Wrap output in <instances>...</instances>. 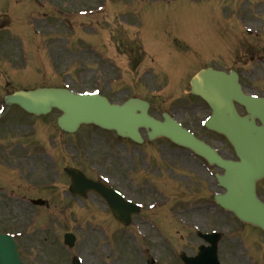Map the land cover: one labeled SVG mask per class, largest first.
<instances>
[{"label":"rangeland","instance_id":"obj_1","mask_svg":"<svg viewBox=\"0 0 264 264\" xmlns=\"http://www.w3.org/2000/svg\"><path fill=\"white\" fill-rule=\"evenodd\" d=\"M166 1L168 5L165 4ZM194 1L196 2L194 3L195 5L183 3V0H176L173 4H170V0H120L112 1L109 6H107L106 3L98 0H75L76 16L84 23L81 22V20H77V23L73 25L74 31L70 30L62 23L47 27L45 31L46 34H52L54 38H58V42H55L56 51L53 50L52 55L58 58V66L61 72L64 69L68 74L69 71L74 72L77 68L83 66V68L77 69L78 72L71 75L72 80H77V85H72V89L75 91H91L94 89V84L101 86L100 88L104 90L107 84L113 80L114 75L117 73L116 70L120 69V67L123 72L124 80L129 83L132 82L133 72L128 68L127 56L124 54L130 55V51L132 47H134L132 43H129L131 34H136L134 40H138L137 48L140 46L144 52V62L138 69L139 75L148 72L145 76V80L149 83L162 81V70L166 62L163 58L158 56L159 53H167L180 49L176 48L172 50L170 48L174 46L177 40L173 39L172 41V38L165 39V35L169 33L174 32L176 33L175 35H178L182 32V36L179 40L183 41L184 37L192 44V48L196 50L194 55H197V57H191L192 59L196 58V67L193 66L192 68L185 69L183 73L186 75H190L193 68L195 71L199 69L198 61L215 64L216 61H225L228 59V52L225 50V46L222 45L224 48L220 49L221 51L215 50L218 42L221 44L226 42L228 47L235 45V41L230 40L231 32L229 30L234 23H232V21L227 24V22H229V18L240 15L242 7L247 0ZM258 1L260 0H249V3L256 4ZM12 2L14 5V0H12ZM175 3L181 4L180 6L182 7L180 8L179 5ZM100 6L106 9L99 11L97 7ZM124 8H130V10H125ZM17 10L19 15L24 16L25 19L19 20L21 25L13 24L11 30L12 36L17 41L20 39L24 40L27 37L38 39L33 36L37 26L29 24L30 17L38 15L35 11L37 9L32 5V0H28L23 6H18ZM80 11H88V14L86 16H81ZM149 12H157V15L150 18ZM248 16L250 15L248 14ZM17 17L20 18L19 16ZM84 17L89 18L87 21H84ZM262 17L264 18V15H262ZM111 19L115 20L112 21ZM121 24H124L122 25L123 28ZM235 24L236 32L242 31L241 28L245 27V25L241 23ZM133 25L141 26L134 27ZM252 25L254 27H259L260 24L255 23ZM119 28L123 30L121 34L117 33V29ZM157 31L161 33L165 32V34H160ZM19 32H23V36L19 35ZM73 37L77 38V47H83L84 45L82 40L78 38H86L88 40L90 52L85 54L83 48L77 50L76 47L75 50L77 51H72V47L70 46ZM252 38L253 37L245 36L243 42H245L247 46H251L253 45ZM43 45L44 48L51 49L50 46L44 42ZM12 47L15 48L14 43ZM41 48L43 47L41 46ZM118 48H121L123 52H120ZM186 50L192 49L186 47ZM96 51H100L102 54L98 55ZM237 55L242 56L245 60L250 57V54L248 51L246 52L244 48L239 50ZM67 60L70 61L69 64L66 63ZM72 62H74L73 66ZM172 68H177L179 70L184 68V65L182 62H174ZM151 70L152 72H149ZM142 77L143 75H141L140 79H142ZM60 78H62L61 75ZM155 86L159 87V85ZM162 96L175 97V95L169 92H166ZM166 106L172 107L170 103H167ZM193 110L194 108L191 107H189V109L184 108L182 110L183 114H181L180 117L186 120L188 124L194 122L191 126L200 132L198 126H200V121L205 116L204 113H202L198 117H195ZM107 172L111 177H115L112 171ZM175 205L174 202L167 203V207L171 209L167 212V221L165 224L157 226L158 231L165 239V244L170 249L175 247L176 241H178L179 238L183 239L188 246H191L193 237L198 236L196 232L190 230H185L180 237L176 235V232L181 230V228L177 227L181 220H176L173 217V213L176 212L172 208ZM78 209L87 212V210L80 207V204L77 202L74 204V210L77 211ZM80 214L82 215L73 213L67 216H39L38 224L34 223V225L37 226L35 231L37 235L34 232L36 240H32L31 244L33 247L32 250L34 249L35 256L38 258L40 264H70V260L74 256L82 258L84 264H146V262L153 257L158 264H166L165 260L168 254L159 234L153 232H106L103 229L98 232L95 229V225L91 226L87 222L88 220L94 221L95 217L85 216L84 213ZM211 217H213V222H211ZM183 220L189 227H207L206 225L209 224L213 229H217L225 234L237 230L235 223L231 222L226 216H216L214 214L211 216L205 211L185 213ZM110 223H112V219L107 217L104 224L110 225ZM31 224H33V222H31ZM246 230L247 232L245 234L238 236V241L241 246L242 243L247 240V237L253 240L255 239L258 242L261 241L260 236H262V233L253 229ZM66 232H72L78 238L74 250L67 249L63 243V235ZM232 240L236 241L237 238H232ZM226 247L227 246L224 244L222 249L223 259L232 260L234 258V263L240 264L237 256L233 255V257H231L224 251ZM242 248L244 251L243 258L247 261V264H264L263 244L255 246L254 251L255 254L258 255L257 258H250L252 251L248 250L246 246Z\"/></svg>","mask_w":264,"mask_h":264},{"label":"water","instance_id":"obj_2","mask_svg":"<svg viewBox=\"0 0 264 264\" xmlns=\"http://www.w3.org/2000/svg\"><path fill=\"white\" fill-rule=\"evenodd\" d=\"M236 89L228 83V79L225 76L212 72L204 74L198 83V93H201L212 105L216 103V105L219 104L222 106L223 101L227 98L239 97V90ZM11 101L33 113H47L52 107L59 108L64 112V117L61 119L60 125L66 130H75L81 123L91 122L101 127L117 129L124 135H130L136 132L132 137H137L138 128L146 126L153 130V136H167L178 143H185L198 149V145H196L193 139L182 131H179V133L169 132V126L151 121L145 114L137 116L135 114V108L132 106L133 104L116 107L111 106L105 99L100 97L95 99H82L61 91H44L28 94L19 93ZM228 107L230 108V114L232 113V107L229 104ZM220 113L215 116V119L212 120L209 127L220 130L234 140L238 150L243 155H246V151L240 145L241 142L238 143V140L240 141L242 138V129L249 126V124L245 120L241 121L233 113L231 117L220 115ZM246 143L250 146V137H246ZM259 162L260 159L257 157L256 160H247V166L233 168L232 171L236 172L237 176L233 178L228 186L232 189L233 195L241 199H233L235 200L236 207L239 206L240 209L245 207L246 209L244 213L237 212L248 220L255 221L264 226V207L255 199L254 185L252 184V170L257 167ZM225 201V199H222V203ZM223 204L230 206L228 203ZM4 245L6 248L3 250ZM0 264H22L13 244H5L0 241Z\"/></svg>","mask_w":264,"mask_h":264},{"label":"flooded vegetation","instance_id":"obj_3","mask_svg":"<svg viewBox=\"0 0 264 264\" xmlns=\"http://www.w3.org/2000/svg\"><path fill=\"white\" fill-rule=\"evenodd\" d=\"M246 75H247V72H244L242 76H246ZM245 85H246V84H245ZM239 111H240L241 113L244 114V109H243V108H239ZM152 147H153V149H154V146H152ZM158 149H160V150H162V149L165 150V151L161 152V154L164 155V156H168V157H172V158L180 157V158L185 159V157H184V153H183V152H174V151H171L167 146H164V145H161V146H160V145H159V146H158ZM30 153L32 154V152H30ZM2 158H3V157L0 155V162H2ZM4 158L7 159L6 156H4ZM15 158H16V156H15ZM31 159H32L33 162H35L36 164L39 163V160H38V156H37V155L32 154ZM37 161H38V162H37ZM39 165H40V163H39ZM5 167L10 168L11 165H10V164H6ZM24 177H25V178H23V179L26 180V179H27V176L24 175Z\"/></svg>","mask_w":264,"mask_h":264}]
</instances>
